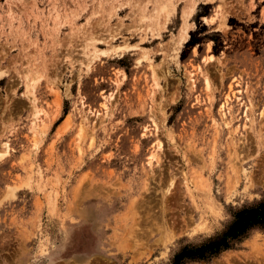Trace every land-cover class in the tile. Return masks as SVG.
Wrapping results in <instances>:
<instances>
[{
	"label": "rangeland",
	"instance_id": "rangeland-1",
	"mask_svg": "<svg viewBox=\"0 0 264 264\" xmlns=\"http://www.w3.org/2000/svg\"><path fill=\"white\" fill-rule=\"evenodd\" d=\"M5 142L0 264H173L264 199V0H0Z\"/></svg>",
	"mask_w": 264,
	"mask_h": 264
},
{
	"label": "trees",
	"instance_id": "trees-1",
	"mask_svg": "<svg viewBox=\"0 0 264 264\" xmlns=\"http://www.w3.org/2000/svg\"><path fill=\"white\" fill-rule=\"evenodd\" d=\"M255 229L264 230V199L237 211L233 221L221 234L213 236L199 245L183 246L175 254L173 264H184L187 261L209 259L219 255Z\"/></svg>",
	"mask_w": 264,
	"mask_h": 264
},
{
	"label": "bare ground",
	"instance_id": "bare-ground-1",
	"mask_svg": "<svg viewBox=\"0 0 264 264\" xmlns=\"http://www.w3.org/2000/svg\"><path fill=\"white\" fill-rule=\"evenodd\" d=\"M164 4H165V3H164ZM165 5H167V3H166ZM165 5H163L162 8L165 9V8H166ZM193 8H194V6H192L191 9H190L188 12H186V14H185L186 17L191 13V11H192ZM167 9H168V8H167ZM161 11H162V9H161ZM162 12H163V11H162ZM167 12H168V11H167ZM193 12H194V11H193ZM160 13H161V12H160ZM156 15H157V14H156ZM158 15H159V14H158ZM158 15H157V16H158ZM8 16H9V15H8ZM154 16H155V15H154ZM159 17H160V16H159ZM159 17H158V18H159ZM150 19H151V21H152L151 16H150ZM149 24H150V23H149ZM147 26H149V25L147 24ZM118 46H119V48H120V45H118ZM118 46H116V45H112V44H111V47H114V49H116ZM138 48H139V47H138ZM124 49H125V47H124ZM109 50H110V49H108V50H101V52H102V51H103V52H106V51L109 52ZM121 50H122V49H121ZM91 51H92V52H91L90 54H88V55H90V56L92 55V56H91V59H92V57H93V54H94V58H95V57H97L98 52H100V51H98V47H97V46H94V47H93V50H91ZM103 52H102V53H103ZM105 54H106V53H105ZM144 55H146V54H144ZM144 55H143V56H144ZM92 61H93V60H91V62H92ZM140 61H142V60L140 59ZM34 83H35V82H34ZM34 83H33V85H34ZM30 85H31V84H30ZM30 85H28V87H29ZM32 90H33V89H32ZM26 92H27V93H26L27 96H30V95H29L30 92H29L28 90H27ZM32 92H33V91H32ZM31 95H32V93H31ZM34 95H35V94H34ZM109 97H110V96H109ZM110 98H111V97H110ZM30 100H31V103H32V107H33L34 109H37V100H36V98L33 97V96H31V97H30ZM226 104H227V103H226ZM38 109H39V108H38ZM32 110H33V109H32ZM36 111H37V110H36ZM37 115H38V114L36 113V116H37ZM95 115L97 116V114H95ZM223 116H224V115H223ZM98 117H99V116H98ZM86 120H87V119H86ZM155 126H157V125H155ZM156 141H157L158 146L161 148V143H160L161 141H159L158 138H156ZM3 146H4V147H3V150L0 151V156H3V155L8 154V153L10 152V149H11V147L9 146V144L6 143V142L3 144ZM159 147H158V149H159ZM161 151H162V150H161ZM154 154H155V153H154Z\"/></svg>",
	"mask_w": 264,
	"mask_h": 264
}]
</instances>
